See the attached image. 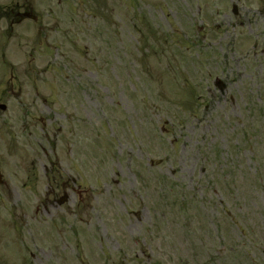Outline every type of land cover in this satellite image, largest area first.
<instances>
[{
	"label": "rangeland",
	"instance_id": "rangeland-1",
	"mask_svg": "<svg viewBox=\"0 0 264 264\" xmlns=\"http://www.w3.org/2000/svg\"><path fill=\"white\" fill-rule=\"evenodd\" d=\"M35 1L0 264H264V3Z\"/></svg>",
	"mask_w": 264,
	"mask_h": 264
},
{
	"label": "flooded vegetation",
	"instance_id": "flooded-vegetation-1",
	"mask_svg": "<svg viewBox=\"0 0 264 264\" xmlns=\"http://www.w3.org/2000/svg\"><path fill=\"white\" fill-rule=\"evenodd\" d=\"M24 0H12L10 1V4L6 2V5L4 7H0V22L1 20H8L9 21V27L12 30H15V28L21 24L23 20V12L24 11ZM16 85V86H15ZM18 80L17 77L14 79L12 78L10 82L4 84H0V86H4L3 89H1L0 97L6 98L8 100H15L17 95L21 94L18 90Z\"/></svg>",
	"mask_w": 264,
	"mask_h": 264
}]
</instances>
